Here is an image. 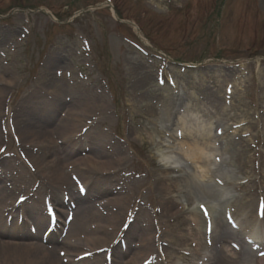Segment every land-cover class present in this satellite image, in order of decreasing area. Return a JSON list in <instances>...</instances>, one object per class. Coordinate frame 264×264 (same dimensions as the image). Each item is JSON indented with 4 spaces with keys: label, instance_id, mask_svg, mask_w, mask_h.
Listing matches in <instances>:
<instances>
[{
    "label": "rangeland",
    "instance_id": "rangeland-1",
    "mask_svg": "<svg viewBox=\"0 0 264 264\" xmlns=\"http://www.w3.org/2000/svg\"><path fill=\"white\" fill-rule=\"evenodd\" d=\"M112 8L121 21L114 18ZM180 76L199 79L203 85H171ZM2 79L10 82L9 88ZM36 90L48 99L40 102L43 96ZM0 96V189L2 186L10 193L0 201L1 242L42 244L56 251V259L61 251L65 253L64 245L54 244L57 232L46 241V223L41 235L35 236L34 220L23 221L28 215L22 212L32 206L16 199L30 186L38 187L36 193L42 196L53 192L54 183L46 179L42 182L38 167L48 168V175L69 174L74 181L72 189L91 187L95 175L87 163L73 170L75 174L71 172L72 162L87 156L100 162L122 159L121 164L112 162L113 172L102 175L104 179L96 186L104 194L106 189L105 196L126 201L122 209L128 210L119 224L122 219L130 225L146 220L147 234L174 239L178 231L173 224H161L163 214L180 206L182 215L188 216L191 207L169 188L175 196L171 211L161 210L166 186L156 180L155 167L160 164L175 168L173 174L188 176L195 182L194 176L201 179L204 173V167L193 159L185 160L180 149L182 133L176 123L181 116L203 120L202 126L209 128L208 144L216 148L208 151L218 164L213 170L217 175L235 178L234 186L225 189L221 183L208 180L220 193L214 198L198 195L194 199L204 208L210 207L207 216H216L223 223L225 217L234 218L226 204L234 203L244 216L259 218L264 235V0H0ZM25 100L30 106L23 104ZM52 100L55 109L48 113L43 103ZM189 101L196 104L198 112L182 111ZM219 106L223 108L220 113ZM168 108L176 116L172 130ZM32 111L37 118L33 124L29 120ZM76 114L80 122L75 121ZM13 119L19 120L20 129L12 125L13 131L4 133L5 125ZM67 119L74 124L75 135L65 142L57 123ZM152 121L162 133L152 130ZM25 122L38 134L27 136L23 131ZM32 138L40 139L44 146L27 143ZM157 142L160 146L154 145ZM231 145H236L239 152L237 167L227 165ZM113 146L115 155L110 153ZM94 148L101 149L102 155ZM28 159L30 167L26 165ZM181 165L184 167L178 170ZM54 187L59 190L56 196L68 191L60 183ZM90 187L84 205L91 206L104 194L91 199ZM39 209L43 213L41 202ZM36 211H32L33 217ZM63 214L57 212L60 220ZM227 227L230 238L257 239L254 247L262 241L257 238L258 232L244 234L230 223ZM202 230L208 238L210 221ZM179 232L196 233V226L187 221ZM66 236L62 238L71 242L87 238L85 231L78 229ZM194 236L187 238L180 250L153 244L154 255L149 263L205 264L191 256L198 239ZM137 238L130 239L132 244ZM120 241L126 244L128 239ZM107 245L101 248L109 254ZM87 249L90 247L81 244L72 252ZM93 251L97 249L89 252ZM93 259L113 264L103 260L102 252L93 253Z\"/></svg>",
    "mask_w": 264,
    "mask_h": 264
},
{
    "label": "bare ground",
    "instance_id": "bare-ground-1",
    "mask_svg": "<svg viewBox=\"0 0 264 264\" xmlns=\"http://www.w3.org/2000/svg\"><path fill=\"white\" fill-rule=\"evenodd\" d=\"M195 75V74H193ZM187 76L185 75V78ZM196 77V76H193ZM188 80L184 79L182 76L179 77V80L174 82L177 86L183 87V86H200L203 85V83L200 82V80H194L192 77L187 78ZM3 82H5L3 85L9 88L10 82H6L4 79H2ZM145 80V79H144ZM174 85V84H173ZM38 95H42L40 91L37 90ZM2 97L0 96V101ZM214 101V100H213ZM32 102V101H31ZM37 103V102H36ZM34 103V104H36ZM25 106H30L26 102V100L23 102ZM44 104V103H43ZM190 105H186L182 111H195L198 109L196 108V104L189 101ZM24 105H21L20 107H24ZM58 105V103L56 104ZM55 105V106H56ZM46 108L50 109L48 113L52 112L55 107L53 108V102H48L45 105ZM32 108V107H31ZM53 108V109H52ZM106 109V107H104ZM167 113L168 119L171 122V130L172 125L174 126V119L175 111L172 112L171 108ZM32 110V109H31ZM223 108L219 106L217 108V112H221ZM152 113H154V110H150ZM160 111V110H159ZM162 111V110H161ZM33 112V111H32ZM159 113V112H158ZM185 113V112H184ZM164 113H161L159 115H163ZM29 117L30 122L34 120H37L34 115H36L34 112L30 114ZM68 116L71 114H67ZM151 115V114H150ZM165 115V114H164ZM67 116V117H68ZM151 117V116H150ZM76 118V122H80L79 118L80 116L76 114L74 117ZM160 118V117H159ZM205 121V120H204ZM22 122V121H21ZM203 120L200 122L194 121L192 117H186L181 116L180 118H177V125H179L178 129L181 130L182 133V141L180 142V149L183 151V154L185 155V160H195L199 163L200 167H204L201 175V179H199L197 176H194L196 178V183L194 180H191L188 176H181L173 174L172 172L175 171V168H171L169 166L165 165H156L155 172H156V180L159 183L165 184L166 190L165 195L162 197L163 200V206L161 210L164 213H168L171 211V208L169 206H172L174 201V195L170 194L169 188L172 192L175 194L181 195L185 199V203L191 207L186 212L188 216H183V210L179 206L177 210H174V212H170L169 214H163L164 220L161 222L163 225L172 226L175 228L178 232L173 235L174 239L170 238L169 240H162L157 237H153V235H149L146 232L149 230V225L147 224L146 220H143L142 222H135L132 223V225H129L128 228H126V222L123 221L119 224L120 217H124V213L127 212V210H123V206L125 205L126 201L123 198H115V196H105L106 195V189L103 191L102 188L101 191L105 192L101 193L98 192L99 183L102 182L104 178V175L109 174L113 172V169L115 168L114 165H112V162H115L116 164H121V160H115V161H108V162H100L97 158H90L86 157L84 159L75 160L72 162V169L78 171L79 165L82 163L88 165L90 169L93 170V174L95 175L93 184L91 185V191L93 196L91 199H94L99 194H104L103 199H97L94 201V203L90 205H85L81 207L82 205H79L72 213L73 218L70 222L68 234H71V231L83 230L85 231L87 238L80 239L79 242H76L75 240L66 241L63 238H59L58 236L54 239V244H60L64 245L65 247V255H63V258L60 257V259L57 257V259L53 256L56 251L49 250L48 248H45L42 246V244H24V245H17L11 242L7 241H0V264H66L71 263L74 264L76 261L73 260L74 256L79 257V254H82L83 252H76L73 254L72 249L79 248V246L82 244L84 246L90 247V249H87L88 251L97 249L102 250L101 247L104 245H107L109 249L110 247L114 248L113 252V264H150L151 255H154L152 250H155L153 248V244L155 246V243L158 245V247L163 248L162 246L166 245L164 249H167L169 246L171 248V251L173 250H180L182 246L186 243L187 238L195 237V235H198V239L196 243L194 244V249H192V258H198L200 261L205 262V264H245V261H253V264H264V235L261 236L263 231V228L260 227V224L258 223L259 220L256 218H249L246 217L240 212V208L236 206L234 203H226L229 210L231 211L232 215H234V219L236 220L238 227L243 230L247 234H257V238L261 239L262 242L259 244V247H254L253 241H244L243 239H236V238H230L227 236V233L229 234V229L225 223L220 221L216 216H206L204 211L197 206V198L194 199V197H204V198H214L216 195L220 193L221 190H219L216 187H213L212 184L208 182V180L211 179V181L219 182L222 184L223 189L225 187H232L235 184V178L230 176L228 178L227 176H223V174H220L218 172L216 174V170H213V167H217L216 161L212 156L213 154H210L208 151H213L216 148H213L209 146L208 144V136H209V128L208 126H202ZM152 124V130L155 131L157 134L162 133L161 130L158 129V125L155 121L151 122ZM17 127L20 129V123L19 120L14 121V119L9 121L5 126V129H3V132H6V129H9V131H13L11 126ZM31 124L28 122H25V130L23 129L24 133L28 135H31V137H34L35 134L37 135V132H33V128L30 126ZM57 127L61 128L62 135L65 136V142H68L69 136L75 135V126L72 123L71 120L67 119L65 121L57 123ZM203 130H201V128ZM11 128V129H10ZM178 129H175L177 131ZM164 130H168L167 127H164ZM80 132V130H79ZM41 140L38 139H30L27 140V143L29 144H37L44 146V142H41ZM48 142H46L47 144ZM160 142L154 143L155 146H160ZM232 149L229 151V159L227 161V165L229 166H235L238 165V159H239V152L237 150L236 145L230 146ZM95 152L101 153V149L94 148ZM116 147L113 146V149L110 153H113L115 155ZM212 157V159H211ZM215 157V156H214ZM31 161L30 159H28ZM221 163H224L221 162ZM39 165V164H37ZM213 165V166H212ZM212 166V167H211ZM38 167V166H37ZM114 167V168H113ZM184 166H179L177 169L180 170ZM37 169L39 172L43 174L41 176V181L46 179V182L49 184L54 183V186H58V183L60 185H65L66 188H68L69 194L71 196L75 197V203L78 204H84L87 195L90 193L89 190L84 193V197L77 196L72 186L74 187L73 179L69 177V174H65L64 171L62 173L52 172V174L48 175V168H40ZM67 168V166H66ZM202 169V168H201ZM177 170V171H178ZM50 172V171H49ZM103 175V176H102ZM262 179L264 180V176H262ZM37 182V180L35 181ZM43 182V181H42ZM87 184V181L86 183ZM53 186V191L58 192V187ZM95 187V188H94ZM27 196L29 194L34 195L32 190L30 189H24ZM28 191V193L26 192ZM111 191V190H110ZM23 192V190H22ZM167 194V195H166ZM10 193L4 189V187L1 186L0 189V201L5 200L8 198ZM101 197V198H102ZM101 200V201H99ZM196 204V206H194ZM60 205L65 208L67 207L68 203H60ZM38 207V204H34L30 210H25L26 215H29L31 219L35 221L36 226V233L35 236L41 235L40 230L43 228V224L45 223V218L37 213H35V216H32V211L36 210ZM68 208L71 209V206L68 205ZM209 208V211H211L210 207L207 206V209ZM117 211L116 213H113ZM66 214V212H65ZM246 215V214H245ZM1 217V214H0ZM187 221H190L196 226V233L190 232L189 234H183L179 231L182 229V224L186 223ZM212 224V230L209 232L210 236L207 238L206 236H203V230L204 226L207 222ZM261 221V220H260ZM3 222L0 218V223ZM96 223V224H94ZM259 224V225H258ZM148 225V226H147ZM147 226V227H146ZM73 228V230H72ZM202 231V232H201ZM231 231V230H230ZM67 234V236H68ZM55 235H50L47 240H51ZM66 236V238H67ZM76 236V235H73ZM124 240L125 237L128 239V242L123 244L121 247L120 245L116 244V239L121 238ZM137 242L132 244V238L137 237ZM201 236V237H200ZM41 237V236H40ZM207 238V239H206ZM108 239H111L109 242H107ZM257 242V239H254V242ZM236 245H235V244ZM96 244V245H95ZM209 246H208V245ZM172 245L176 246L173 247ZM172 246V247H171ZM61 248V247H60ZM255 248H258L255 252ZM58 252V248L56 249ZM62 250V249H60ZM74 251V250H73ZM241 254V255H240ZM53 257V258H52ZM52 258V259H51ZM67 260H65V259ZM64 260V261H63ZM97 260V259H96ZM94 261L93 256L91 258L88 257V259H81L82 262L87 264H100L99 261ZM78 263V261H77ZM202 264V263H201ZM204 264V263H203Z\"/></svg>",
    "mask_w": 264,
    "mask_h": 264
},
{
    "label": "snow or ice",
    "instance_id": "snow-or-ice-1",
    "mask_svg": "<svg viewBox=\"0 0 264 264\" xmlns=\"http://www.w3.org/2000/svg\"><path fill=\"white\" fill-rule=\"evenodd\" d=\"M58 75H59V73H58ZM23 199H24V198L21 197V200H23ZM200 208H201L202 211H204L205 215H207V209L204 208V205H203V204L200 205Z\"/></svg>",
    "mask_w": 264,
    "mask_h": 264
}]
</instances>
